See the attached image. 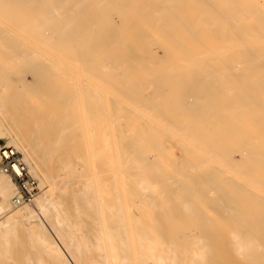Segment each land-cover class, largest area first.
I'll return each instance as SVG.
<instances>
[{"label": "bare ground", "instance_id": "6f19581e", "mask_svg": "<svg viewBox=\"0 0 264 264\" xmlns=\"http://www.w3.org/2000/svg\"><path fill=\"white\" fill-rule=\"evenodd\" d=\"M0 140V264H264V0H0Z\"/></svg>", "mask_w": 264, "mask_h": 264}, {"label": "built area", "instance_id": "2783aa9c", "mask_svg": "<svg viewBox=\"0 0 264 264\" xmlns=\"http://www.w3.org/2000/svg\"><path fill=\"white\" fill-rule=\"evenodd\" d=\"M3 152H6L7 155H4V153L2 152V162L0 164V167L7 173L9 174H14V180L16 181V183H18V185L20 186L21 192H22V200H28L31 196L30 193L27 191V189L25 188V186L23 185L27 180V173L26 170L20 166V169L23 171V175H19L17 172H14L13 166L15 165V162L17 161V163L19 164L18 160H19V154L18 153H12V150L9 149H2Z\"/></svg>", "mask_w": 264, "mask_h": 264}, {"label": "rangeland", "instance_id": "374dc122", "mask_svg": "<svg viewBox=\"0 0 264 264\" xmlns=\"http://www.w3.org/2000/svg\"><path fill=\"white\" fill-rule=\"evenodd\" d=\"M28 80L30 81V78L28 77ZM5 122H9V121H5ZM117 124H118V126H117V128H118V131H119V134H121L122 136H125L126 138H128L129 137V132L127 131V128H125V125H123L124 123H123V120L122 119H118V121H117ZM131 125H133V127H135L136 129H138V130H146V128L144 127V125L141 123H139V122H132V124ZM163 143H164V146H166V147H172V150H173V152L176 154V156L178 157V156H180V154H181V151L179 150V148L178 147H176V146H174L173 145V141L172 140H168V141H163ZM1 146H5V147H9V148H11L12 150H16L18 153H19V156L21 155V156H24V155H22L23 153L21 152V151H19V150H17L15 147H13L12 145H8L7 144V141L6 140H0V147ZM174 146V147H173ZM175 148H177V149H175ZM38 186V185H37ZM37 192V191H36ZM18 209H16V210H12L11 208H10V212L11 213H15L16 211H17ZM215 217V216H214Z\"/></svg>", "mask_w": 264, "mask_h": 264}]
</instances>
